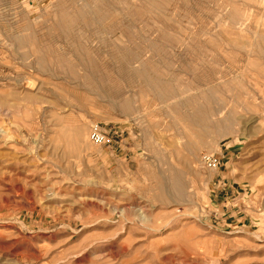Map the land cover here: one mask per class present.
Wrapping results in <instances>:
<instances>
[{
	"label": "rangeland",
	"instance_id": "rangeland-1",
	"mask_svg": "<svg viewBox=\"0 0 264 264\" xmlns=\"http://www.w3.org/2000/svg\"><path fill=\"white\" fill-rule=\"evenodd\" d=\"M0 264H264V0H0Z\"/></svg>",
	"mask_w": 264,
	"mask_h": 264
},
{
	"label": "built area",
	"instance_id": "built-area-1",
	"mask_svg": "<svg viewBox=\"0 0 264 264\" xmlns=\"http://www.w3.org/2000/svg\"><path fill=\"white\" fill-rule=\"evenodd\" d=\"M119 131L116 127H111L109 130L101 123H93L90 127V140L97 145H114L117 144ZM220 158L214 153H203L201 157L202 164L211 170H215L220 165Z\"/></svg>",
	"mask_w": 264,
	"mask_h": 264
},
{
	"label": "bare ground",
	"instance_id": "bare-ground-1",
	"mask_svg": "<svg viewBox=\"0 0 264 264\" xmlns=\"http://www.w3.org/2000/svg\"><path fill=\"white\" fill-rule=\"evenodd\" d=\"M188 119V118H187ZM194 123V122H193ZM228 124V123H227ZM194 132V131H193ZM196 132V131H195ZM192 134V133H191ZM165 185V184H164ZM182 186V184L180 183V182H176V184H175V187L177 188V189H180V187Z\"/></svg>",
	"mask_w": 264,
	"mask_h": 264
}]
</instances>
